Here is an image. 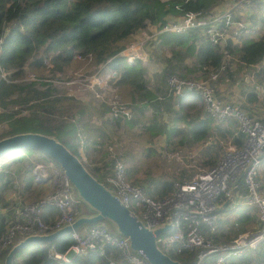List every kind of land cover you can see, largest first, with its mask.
Listing matches in <instances>:
<instances>
[{
    "label": "built area",
    "instance_id": "2783aa9c",
    "mask_svg": "<svg viewBox=\"0 0 264 264\" xmlns=\"http://www.w3.org/2000/svg\"><path fill=\"white\" fill-rule=\"evenodd\" d=\"M175 8L180 9L179 6ZM195 28L218 49L222 55L221 62L217 66L203 65L198 77L177 73L168 75V92L176 97L185 92H195L215 122L230 118L235 121L237 133L243 137L242 143L221 147L220 159L214 166L199 169L191 177L174 182L171 190L163 197L149 196L143 186L128 179L124 161L111 149L112 169L104 175L102 182L113 190L131 214L138 216L147 226L164 223L167 218L172 219L173 232L159 238L163 249L168 252L196 251V261L186 264H200L211 255L216 256L214 264H223L229 257H239L246 250L254 249L264 242V195L259 192V170L264 162V119L249 115L237 103L224 101L215 87V82L227 70L231 59L227 44L245 32L246 22L235 17L231 10L187 11L169 17L161 25L147 23L139 30V37L120 53L128 63H132L138 56V49L148 40L156 39L166 32L182 33ZM2 44L3 37L0 36V51ZM76 58L81 57L77 55ZM42 68L43 72L36 74L26 67L21 77L12 79L8 77L9 72L4 71L0 65V78L6 82H36L42 87L51 84L57 90L66 89L57 93L66 96L94 97L108 106L109 116L113 120L132 119L130 104L118 95L115 83L119 74L110 64V59L95 66L87 76L53 75V64L49 60L45 61ZM2 110L0 105V112ZM78 130L77 135L82 144L81 128ZM38 164L42 163L35 164L32 170L36 182L41 179L35 170ZM49 172V176L58 181L57 187L22 207L17 211L18 217L7 223L0 236V259L20 237L46 233L70 223L79 214L81 206L62 171L49 167ZM241 188L244 189L243 193L239 192ZM233 194L242 198L243 202L256 206L258 227L253 232L239 234L229 243L215 244L211 234L218 227V207L225 199L233 198ZM47 206L56 210V217L52 221H45L42 217L43 209ZM82 231L71 233L74 244L66 252H54L50 257L69 262L76 255H103L109 247H113L120 254V259H108L103 264H147L140 253L131 251L129 241L113 234L106 223L100 222ZM246 264H264V261H249Z\"/></svg>",
    "mask_w": 264,
    "mask_h": 264
},
{
    "label": "trees",
    "instance_id": "16d2710c",
    "mask_svg": "<svg viewBox=\"0 0 264 264\" xmlns=\"http://www.w3.org/2000/svg\"><path fill=\"white\" fill-rule=\"evenodd\" d=\"M220 1L0 0V36L3 37L0 65L4 71L9 72V78L15 79L23 75L26 67L32 71H39L46 60L53 64V75L58 73L60 76H65L67 67L77 55L94 67L110 59L112 66L118 67L120 70L116 86L126 87V91H123L125 96L127 89L134 90L135 94L138 93V95L132 96V100L136 106H140L138 109L142 112L148 102H150L149 105H153L155 102H151L154 97L150 95V91L145 90L144 69L139 60L135 59L133 64H129L126 58L119 53L132 41V36L144 28L147 23L161 25L167 20L166 16L170 14L179 16L187 11H209ZM175 6H179L180 9H176ZM160 38L164 45L184 47L186 55L195 52L198 71L203 65L217 66L221 62L222 55L218 49L201 35L198 28L182 33L166 32L161 34ZM238 40L237 45H232L231 42L227 44L232 61L241 62L244 67L261 64L257 76H264V34L258 39L241 34ZM240 70H242L241 67L235 73ZM225 72L229 75V68ZM170 74L173 73L163 75L165 82ZM142 90L144 93H140ZM141 100L146 102L139 105ZM0 105L3 109L0 112V124H6V129L0 132V138L20 132H40L55 136L80 157L77 151L79 145L76 142V137L79 141L78 122L71 120L75 116L71 110L76 109L81 114V110L84 108L75 97L57 94V89L51 84L42 87L36 82H6L0 78ZM9 105H14L17 108L9 111L7 109ZM22 110L28 111L29 114L24 115ZM156 116L155 113L151 123L143 124L144 130L141 136L145 137L146 142H151L158 133H166V138L172 139L173 136L185 132L180 127L168 130V126L158 125L154 120ZM180 119V117L175 118V121ZM212 122L213 129L217 130L218 127L209 117L192 125L185 137L180 136V141L190 140L192 143H198L201 140H206ZM233 122L235 123L234 120ZM130 125L132 126V124ZM146 134L148 137L145 136ZM212 135L217 136L216 132H213ZM240 136L242 138L241 134ZM239 140L241 139L236 137L234 143L240 145ZM217 141L215 140L207 151L208 158L204 163L209 166H214L220 158L218 157L220 147H218V152L215 150L218 145ZM38 152L43 154L45 160H34L29 164L31 167L37 163H53L57 166L47 155ZM21 157L23 158V156H19V158ZM84 164L86 163L84 162ZM57 167L59 168V166ZM88 169L92 172L89 167ZM95 177L102 182L103 179ZM172 185L173 182H163L161 184L162 194L169 192ZM146 192L151 197L155 195L151 190H146ZM249 218L250 216L247 215L246 220ZM6 226L4 218L0 216V236ZM237 236L235 234L231 240L224 243L231 242ZM213 242L221 244L215 240ZM72 244H74V240L71 234L60 237L52 245L30 244L16 254L14 264H97L102 261L101 256L96 254L87 257L76 255L69 262L50 257V254L54 252L61 254L66 252ZM163 250L175 260H185L184 264L196 261V252L194 251L190 254H184L182 251V259H178L173 256V252ZM5 255L1 258L2 263ZM215 259L216 256L212 255L203 261L205 264H213ZM229 260L233 261L231 264L264 261V243L254 249L246 250L239 257L229 258Z\"/></svg>",
    "mask_w": 264,
    "mask_h": 264
},
{
    "label": "crops",
    "instance_id": "0c3cea01",
    "mask_svg": "<svg viewBox=\"0 0 264 264\" xmlns=\"http://www.w3.org/2000/svg\"><path fill=\"white\" fill-rule=\"evenodd\" d=\"M253 1L221 0L211 10L213 12L231 10L235 17L244 20L250 14V7ZM171 16L174 15H167L166 19H169ZM245 32L246 34H244ZM245 32L243 34L249 38L258 39L260 37L255 38L253 34H248L246 30ZM139 35L140 31L132 36V41L137 39ZM230 42L232 45H237L239 40L238 38L231 39ZM137 52L138 56L136 59L141 62V66L144 69L143 80L146 87L145 90L150 91V95H153L154 98L151 102L155 101L154 104L149 105L150 102H148L147 107L140 112L138 109L140 106H136L132 100V96L138 95V93L135 94L134 90L127 89L125 96L123 91H126V87L122 86L118 87V95L121 100L130 104L133 115L131 120H113L109 116V108L105 103L86 95H83L82 98L73 96L84 109L81 110V114L76 109H72L71 111L75 113V116L71 120L77 121L78 129L81 128L82 131V144H79L76 137V142L79 145L77 147L78 154L95 176L103 179L104 175L111 171L113 165L111 149L116 156L122 158L124 161L127 178L132 182L143 183L141 186L145 190H151L155 193L154 187L148 184H154L157 182L156 180L161 178V174H159L160 170L156 168L157 165L151 167L147 165L148 161L140 158L143 154L147 157L153 155L162 157L164 154L174 151L173 155H175L176 159L181 162V165H185L184 153L187 152L189 154V156H185L187 162H189L200 151V159L204 162L208 158L207 151L212 147L215 140H218V145L226 139H228L227 142L235 144L234 139L236 137L241 139L239 140L241 143L243 137L241 138L240 134L237 133L236 123L230 118L222 122H215L213 120L218 129H213L212 122L206 140H201L198 143H192L190 140L180 141V136L185 137L192 125L210 116L206 112L202 100L195 92H185L179 97L171 95L168 92L163 75L165 73H179L184 76L198 77L200 71L196 68L195 52L186 55L184 47L178 48L176 46L170 47L169 45H164L161 42L160 36L145 42ZM260 65L254 64L244 67V64L241 62H235L229 75L222 78V74L226 72L221 73L219 79L215 82V87L218 95L224 101L237 103L249 115L264 119V89H262V92L260 86L253 80V76L256 77L258 75ZM239 67L242 69L239 72L247 71L249 73L243 77V82L231 78V72L235 73ZM115 68L118 70L120 76L119 68ZM140 93H144V91L142 90ZM145 102V100H141L139 105ZM134 106L135 109L133 110ZM155 113L157 116L154 120L158 125H166L168 126V130L180 127L185 132L173 136L172 139L166 138V133H158L151 142H146L144 140L145 137L142 138L141 136L144 130L143 124L151 123ZM179 117L181 119L176 122L175 118ZM213 132H216V137L212 135ZM235 135L236 137L233 138ZM145 136L148 137V134ZM134 144L136 147H134ZM190 152L192 153L191 156ZM14 157L16 156L12 155L0 161V216L4 218L6 224L18 217L17 211L22 207L35 201L39 196L53 191L58 185V181L54 177L49 176L48 173L49 167L52 166H45L44 164L36 165L35 170L41 178L36 182L32 173L34 167L32 168L27 164L31 160L28 157ZM259 172L260 188H262L264 185V167ZM182 174L183 172L180 175ZM193 174L189 176L191 177ZM239 192L243 193L244 189L241 188ZM259 192L264 195V188L262 190L259 189ZM218 213V227L211 234L215 242L223 244L231 240L235 234L253 232L258 227L256 206L243 202L239 196L229 197L220 203ZM247 215L250 216L248 220H246ZM42 217L45 221H52L56 217V210L51 206H47L43 209ZM98 256H101L102 261L97 264H103L108 259H120V254L113 247H109L105 254ZM229 258L223 264H231L233 261L229 260ZM0 264H3L1 259Z\"/></svg>",
    "mask_w": 264,
    "mask_h": 264
},
{
    "label": "water",
    "instance_id": "95a60500",
    "mask_svg": "<svg viewBox=\"0 0 264 264\" xmlns=\"http://www.w3.org/2000/svg\"><path fill=\"white\" fill-rule=\"evenodd\" d=\"M26 150L40 151L59 166L81 209L70 223L46 233L20 237L7 251L3 264H14L16 254L30 244L52 245L64 235L80 232L100 222L106 223L113 234L126 238L131 251L140 253L147 264H184L171 258L159 240L161 235L173 232L171 218L147 226L138 216L131 214L113 190L99 181L82 159L55 136L27 131L0 138V160Z\"/></svg>",
    "mask_w": 264,
    "mask_h": 264
},
{
    "label": "rangeland",
    "instance_id": "374dc122",
    "mask_svg": "<svg viewBox=\"0 0 264 264\" xmlns=\"http://www.w3.org/2000/svg\"><path fill=\"white\" fill-rule=\"evenodd\" d=\"M246 24V31L248 32V34H253V37L258 38L259 36L264 34V2L261 1H253V4L250 7V14L244 19ZM246 34V32L244 33ZM232 57V55H231ZM235 65V62L232 61V59H230L228 68L229 71L232 70L233 66ZM44 68H41L39 71L36 70H31L32 72L39 74L41 72H43ZM94 70V66H91L90 63L88 61H85L84 59H77L75 58L67 67V70L65 71V76H70V77H78V76H87L90 75L92 73V71ZM239 72V71H238ZM232 72L231 78L233 80L238 79L239 82H243V77L247 74H249L247 71L244 72ZM251 74V73H250ZM228 75V73H224L222 74V78L224 76ZM253 80L260 86V89L262 91V89H264V77L263 76H253ZM57 89V88H55ZM60 90L66 91V89L64 88H58ZM57 90V93L60 91ZM263 92V91H262ZM75 93V92H74ZM73 96V95H71ZM263 107H264V103H263ZM13 108L15 109L14 105H9L7 107V109L9 111L13 110ZM2 109V106H1ZM27 110V109H26ZM26 110H22V113ZM24 115H28L29 112L26 111V113H23ZM6 129V124H0V132L4 131ZM236 135L233 137L235 138ZM228 139L226 140H222L223 143H221L220 145L216 146V149L214 147L215 150H219L218 147H220V155H221V147L223 148L224 145L230 144V142H227ZM233 140V139H232ZM134 147H136V145L134 144ZM218 152V154H219ZM173 152H168L166 154H164L162 157H158L157 155H153V156H149L147 157L145 154H143L140 158L141 159H146L147 165L151 166H155L157 165L156 168H158L160 170L161 174V178H159L158 180H156L157 182L154 184L149 183L148 185L153 186L155 190V195H153V197H162V191H161V184L163 182H167V183H171V182H176V181H180L182 178H188L190 177V174H193L194 172H197V170L201 169V168H206L209 167V165H207L206 163L203 162V160L200 159V151H198L195 156L189 161L187 162V158H185V156H189V154L184 153V160L185 165H181V162H179V160L176 159L175 155H173ZM198 154V155H197ZM192 155V153L190 152V156ZM219 155V157H220ZM13 156L19 157V156H23L24 157H28L31 161H29L27 164H30L32 162H34V160H45L43 154L39 153L37 150H26V151H21V152H16L13 154ZM14 157V158H16ZM139 157V156H138ZM122 159V158H121ZM220 159V158H219ZM2 160V159H1ZM149 163V164H148ZM45 166L49 165L52 166L54 168H58L57 166H55L53 163H42ZM264 167V162L261 164L260 169ZM33 168V167H32ZM60 170V168H59ZM181 172H183L182 175ZM50 173V172H48ZM101 179V178H100ZM262 181V180H261ZM134 182V181H133ZM137 184L143 185V183L141 182H135ZM264 188V185L262 186V188H260V190H262ZM166 194V193H165ZM42 196V195H41ZM41 196H39L37 199H39ZM165 196V195H164ZM83 231H81L82 233ZM184 254H190L192 251H187L184 250L183 251ZM196 252V251H194ZM182 252H173V256L177 257L178 259H182L181 256ZM185 256V255H184ZM181 262H186L185 260H182ZM190 262V261H188ZM201 264H205V261H203Z\"/></svg>",
    "mask_w": 264,
    "mask_h": 264
}]
</instances>
